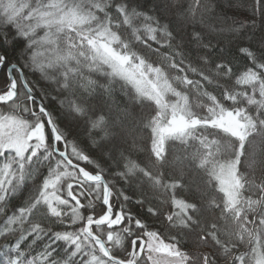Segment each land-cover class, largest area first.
<instances>
[{
    "label": "snow or ice",
    "instance_id": "6c2138e0",
    "mask_svg": "<svg viewBox=\"0 0 264 264\" xmlns=\"http://www.w3.org/2000/svg\"><path fill=\"white\" fill-rule=\"evenodd\" d=\"M0 264H264V0H0Z\"/></svg>",
    "mask_w": 264,
    "mask_h": 264
}]
</instances>
